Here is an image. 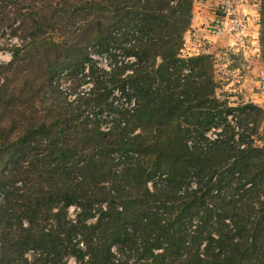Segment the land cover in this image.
<instances>
[{
  "label": "trees",
  "instance_id": "obj_1",
  "mask_svg": "<svg viewBox=\"0 0 264 264\" xmlns=\"http://www.w3.org/2000/svg\"><path fill=\"white\" fill-rule=\"evenodd\" d=\"M195 2L0 0V264H264V109L182 55Z\"/></svg>",
  "mask_w": 264,
  "mask_h": 264
},
{
  "label": "rangeland",
  "instance_id": "obj_2",
  "mask_svg": "<svg viewBox=\"0 0 264 264\" xmlns=\"http://www.w3.org/2000/svg\"><path fill=\"white\" fill-rule=\"evenodd\" d=\"M226 9H236L237 17L247 22L245 43L236 36V33L230 31L231 17L225 13ZM258 12V0H196L192 27L186 34L182 55L184 57L211 55L214 59V75L219 97L228 99L231 105L251 102L264 109V82L261 81L264 64L258 42ZM218 24L221 28L226 27L221 35L216 34ZM9 32L0 41V47L3 49L0 52V64L11 61L10 49L17 43L16 38H10ZM55 38L57 40V37ZM100 62L102 65L108 63L104 58H101ZM66 80L62 79L61 83L65 89L63 91L70 96L75 91L74 88L70 89V82ZM1 82L0 76V84ZM260 136L264 137V131L260 130L256 139ZM258 141L257 144L261 145ZM75 214V210L69 208L68 217L70 215L74 217ZM67 264L77 263L71 258Z\"/></svg>",
  "mask_w": 264,
  "mask_h": 264
},
{
  "label": "built area",
  "instance_id": "obj_3",
  "mask_svg": "<svg viewBox=\"0 0 264 264\" xmlns=\"http://www.w3.org/2000/svg\"><path fill=\"white\" fill-rule=\"evenodd\" d=\"M225 13L231 17V20H230V31L233 32V33H236V36L238 38H240L244 43H245V37H246V30H247V22L245 23L244 21L240 20L238 17H237V10L236 9H226L225 10ZM220 24V22H219ZM217 26V29H216V34L217 35H221L224 33V31L226 30L225 28H221L220 26ZM224 25V24H223ZM18 42V41H17ZM98 61L101 60V57H98L96 56L95 57ZM101 64V62H100ZM108 64V63H107ZM107 64L105 65H102L103 67H105ZM261 81L264 82V71L261 72ZM88 86H83L82 89L79 90V92H82L84 90H86ZM151 186V185H150ZM71 210H75L76 214L77 212L79 211V208L75 207V206H72L70 207ZM76 214L74 217H72L70 215L69 219H73L75 220L76 219Z\"/></svg>",
  "mask_w": 264,
  "mask_h": 264
},
{
  "label": "crops",
  "instance_id": "obj_4",
  "mask_svg": "<svg viewBox=\"0 0 264 264\" xmlns=\"http://www.w3.org/2000/svg\"><path fill=\"white\" fill-rule=\"evenodd\" d=\"M259 28V27H258ZM258 42H259V40H258Z\"/></svg>",
  "mask_w": 264,
  "mask_h": 264
}]
</instances>
